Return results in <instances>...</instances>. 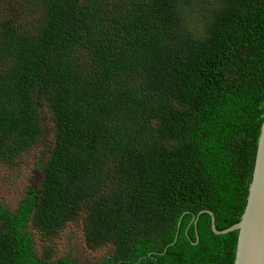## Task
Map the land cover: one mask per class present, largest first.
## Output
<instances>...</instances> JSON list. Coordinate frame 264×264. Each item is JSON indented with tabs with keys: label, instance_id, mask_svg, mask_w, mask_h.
Returning <instances> with one entry per match:
<instances>
[{
	"label": "trees",
	"instance_id": "16d2710c",
	"mask_svg": "<svg viewBox=\"0 0 264 264\" xmlns=\"http://www.w3.org/2000/svg\"><path fill=\"white\" fill-rule=\"evenodd\" d=\"M9 2L15 7L5 11ZM0 204V264L81 224L93 264H235L264 121V0H0V162L48 134ZM199 236V239H198Z\"/></svg>",
	"mask_w": 264,
	"mask_h": 264
},
{
	"label": "rangeland",
	"instance_id": "374dc122",
	"mask_svg": "<svg viewBox=\"0 0 264 264\" xmlns=\"http://www.w3.org/2000/svg\"><path fill=\"white\" fill-rule=\"evenodd\" d=\"M5 11L15 9L9 2L3 6ZM43 120L48 128L45 141L39 143L30 151L14 161L13 164L0 162V204L14 211L19 201L24 197L35 176V164L50 150L54 141L52 116L46 107L42 110ZM36 250L40 256H50L57 259L62 256H71L79 264L99 263L109 254L110 247L103 246L97 249L88 247L83 237L81 224L72 222L65 226L56 236L48 237L36 230Z\"/></svg>",
	"mask_w": 264,
	"mask_h": 264
},
{
	"label": "water",
	"instance_id": "95a60500",
	"mask_svg": "<svg viewBox=\"0 0 264 264\" xmlns=\"http://www.w3.org/2000/svg\"><path fill=\"white\" fill-rule=\"evenodd\" d=\"M34 174L30 189L38 186L41 177L39 173L34 172ZM202 213H208L211 216L212 230L216 234L238 231L235 264H264V121L258 142L250 192L240 221L227 229L219 230L216 217L211 210H203L194 216L195 223H198Z\"/></svg>",
	"mask_w": 264,
	"mask_h": 264
},
{
	"label": "clouds",
	"instance_id": "9594fccd",
	"mask_svg": "<svg viewBox=\"0 0 264 264\" xmlns=\"http://www.w3.org/2000/svg\"><path fill=\"white\" fill-rule=\"evenodd\" d=\"M257 154V153H256ZM35 177V176H34ZM34 179V178H33ZM32 185V184H31ZM208 214V213H207ZM215 215V214H214ZM201 216V215H200ZM215 217H216V215H215Z\"/></svg>",
	"mask_w": 264,
	"mask_h": 264
}]
</instances>
